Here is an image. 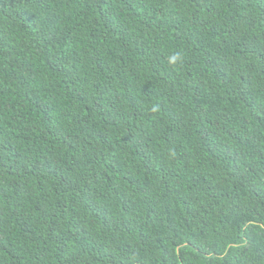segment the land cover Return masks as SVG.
I'll return each mask as SVG.
<instances>
[{"label":"trees","instance_id":"obj_1","mask_svg":"<svg viewBox=\"0 0 264 264\" xmlns=\"http://www.w3.org/2000/svg\"><path fill=\"white\" fill-rule=\"evenodd\" d=\"M0 264H264V0H0Z\"/></svg>","mask_w":264,"mask_h":264},{"label":"clouds","instance_id":"obj_2","mask_svg":"<svg viewBox=\"0 0 264 264\" xmlns=\"http://www.w3.org/2000/svg\"><path fill=\"white\" fill-rule=\"evenodd\" d=\"M169 59H170V61H172V62H174V61L177 60L176 57H175V55H171V56L169 57ZM252 222H254V221H252ZM252 222H249L248 224H246V226L251 225ZM256 223H257V222H256ZM258 224H259V223H258ZM243 231H244V228H243ZM186 245H187V244H186ZM197 250H199V249H197Z\"/></svg>","mask_w":264,"mask_h":264}]
</instances>
